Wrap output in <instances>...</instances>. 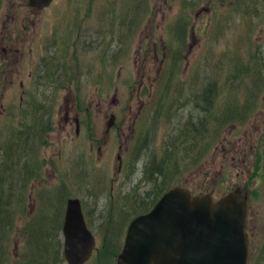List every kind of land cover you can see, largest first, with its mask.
Wrapping results in <instances>:
<instances>
[{
  "label": "rangeland",
  "instance_id": "374dc122",
  "mask_svg": "<svg viewBox=\"0 0 264 264\" xmlns=\"http://www.w3.org/2000/svg\"><path fill=\"white\" fill-rule=\"evenodd\" d=\"M220 102L254 105L212 130L201 157L198 144L179 150L183 130L205 128ZM10 141L5 264L25 261L34 219L61 241L56 264H68L70 196L95 235L84 264H114L127 223L167 184L214 198L246 190L247 264H264V10L249 15L232 0H53L41 10L0 0V159Z\"/></svg>",
  "mask_w": 264,
  "mask_h": 264
},
{
  "label": "water",
  "instance_id": "95a60500",
  "mask_svg": "<svg viewBox=\"0 0 264 264\" xmlns=\"http://www.w3.org/2000/svg\"><path fill=\"white\" fill-rule=\"evenodd\" d=\"M52 2L29 0V5L41 10ZM74 121L78 132V118ZM113 121L111 113L107 126ZM247 209V191L239 186L214 198L209 192L193 193L183 184L171 185L148 210L130 219L114 264H247ZM61 235L67 263L84 264L95 236L76 196L66 199Z\"/></svg>",
  "mask_w": 264,
  "mask_h": 264
},
{
  "label": "trees",
  "instance_id": "16d2710c",
  "mask_svg": "<svg viewBox=\"0 0 264 264\" xmlns=\"http://www.w3.org/2000/svg\"><path fill=\"white\" fill-rule=\"evenodd\" d=\"M224 1V0H223ZM236 5L237 9H244L246 14H251L254 16H261L262 11L264 10V0H232ZM172 68H170L171 70ZM249 66L245 65L241 67L242 71L248 70ZM230 73H234L235 71H229ZM235 77V75H231ZM213 82L216 83L213 77H210ZM213 78V79H212ZM229 80V78H228ZM169 89V88H168ZM165 88V92H166ZM166 95H163L165 97ZM162 97V98H163ZM254 103L252 104V106ZM244 103L238 105L236 102H220L219 105L213 108V110L209 111L207 114L208 124L205 128H201L196 131L198 133H190L187 134L188 128L183 130L182 137L176 142L177 148L179 150L184 149L187 144H195L194 146H198L197 149V158L201 157L203 153L208 150L209 146L215 140L216 137H211L212 130H217L219 125H225L228 121L239 120L241 121L243 117L240 115L243 109L245 113L249 111V108L252 109V106L249 105L246 107ZM241 107V108H240ZM205 115L203 114V119ZM206 118V120H207ZM195 124V123H192ZM194 129V128H193ZM139 134V133H138ZM138 134H136V140L138 139ZM205 135L207 139L205 140ZM179 137H177L178 139ZM181 142V147H178V143ZM8 149H6L4 155L0 159V264H5L8 260L7 255V242L10 238V234L12 232V172L13 166L12 164L15 160L12 157V142H8ZM184 147V148H183ZM194 149V148H193ZM195 157V159H196ZM192 164L194 163V160ZM33 175V170L29 172V176ZM169 184L165 185L158 196L167 188H169ZM157 196V198H158ZM152 200L151 204L145 208H142L138 213L144 212L154 203L157 199ZM39 219H42L39 218ZM33 226L34 232L32 233L30 230L29 237L26 240L27 248L24 253L21 254L22 262H17V264H56V262L60 261L61 255V241L56 236L50 234L49 241L47 240V236L49 235L48 231L43 225L42 220H33V223L29 224ZM60 227V225H58ZM54 239L55 243L50 244L51 240ZM94 248L93 251H95ZM63 255V254H62ZM52 259L54 260L52 262Z\"/></svg>",
  "mask_w": 264,
  "mask_h": 264
},
{
  "label": "flooded vegetation",
  "instance_id": "af4514ba",
  "mask_svg": "<svg viewBox=\"0 0 264 264\" xmlns=\"http://www.w3.org/2000/svg\"><path fill=\"white\" fill-rule=\"evenodd\" d=\"M57 67H58V65H57ZM57 73H58V72H57ZM49 75H50V74H49ZM57 75H59V74H57ZM20 84L22 85L21 81H20ZM40 113H41L40 111L37 112L38 115H40ZM81 207H82V201H81ZM83 214H84V213H83ZM248 231H250V230H248ZM250 232H251V231H250ZM248 233H249V232H248ZM249 236H250V235H249Z\"/></svg>",
  "mask_w": 264,
  "mask_h": 264
}]
</instances>
